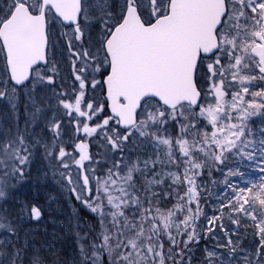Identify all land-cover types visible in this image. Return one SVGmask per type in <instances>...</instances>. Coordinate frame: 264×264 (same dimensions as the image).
Masks as SVG:
<instances>
[{
	"label": "snow or ice",
	"instance_id": "obj_1",
	"mask_svg": "<svg viewBox=\"0 0 264 264\" xmlns=\"http://www.w3.org/2000/svg\"><path fill=\"white\" fill-rule=\"evenodd\" d=\"M0 101V264H264V0H2ZM30 181L90 213L70 260Z\"/></svg>",
	"mask_w": 264,
	"mask_h": 264
},
{
	"label": "rangeland",
	"instance_id": "obj_2",
	"mask_svg": "<svg viewBox=\"0 0 264 264\" xmlns=\"http://www.w3.org/2000/svg\"><path fill=\"white\" fill-rule=\"evenodd\" d=\"M0 6H2V0H0ZM64 67L66 68L67 66L65 65ZM6 109V103L0 101V114ZM255 120L258 124L260 118H255ZM91 150L96 151L95 144L90 146ZM18 197L22 201H28L29 204L35 203L39 205L43 212L42 218L39 221L25 219L22 222L23 228L25 230H32L38 240L46 241L52 236L53 238H62L60 241L66 246V249L63 248L61 250V256L70 260L75 250L74 224L76 213L74 212V206L77 201L70 197L66 191L51 183L39 184L32 181L20 188ZM50 197H54V199H50ZM58 206H62L63 209L60 210ZM71 241L73 244L68 243ZM55 247L57 248V246ZM71 248L73 249L71 250Z\"/></svg>",
	"mask_w": 264,
	"mask_h": 264
},
{
	"label": "trees",
	"instance_id": "obj_3",
	"mask_svg": "<svg viewBox=\"0 0 264 264\" xmlns=\"http://www.w3.org/2000/svg\"><path fill=\"white\" fill-rule=\"evenodd\" d=\"M91 152L95 153L94 150H91ZM216 179H217V181H220V180H222V177L219 176V174H217L216 175ZM205 183H207V185H208V187H209L210 192H211L212 195H211L210 201L208 199H204V200L201 201V204H202V206L205 207V211L209 215H212V213H213V204H215L214 196L216 195V193H217L220 185H219V183H217V184H211L207 180L205 181ZM58 208L60 210L63 209L62 206H58ZM74 212L76 213L75 214V217L76 218L79 217L81 219V221H84L86 218L91 219L90 213H88V211L86 209H84L78 202H75ZM201 223H202V225H206L207 224V221L206 220H203V218H202ZM225 223L228 224L227 221H225ZM240 232L241 233H244V228L243 227L240 229ZM251 232H252V229H249L248 239H251ZM217 235L220 236V237H222L223 236V233L217 232ZM61 239L62 238H59V237L58 238H53V236H52L51 238L49 237L48 240H46V241H54L55 246H57V249L60 251V254H61V250H63V248L66 249V246H64V244L61 243V241H60ZM57 240H59V241L57 242ZM68 243L73 244L72 241L71 242H68ZM206 243L209 244V245H212V244L215 243V241H202L201 242V246H200L201 249H203L204 244H206ZM74 245H75V242H74ZM72 249L73 248H71V250ZM198 255H199V253H198Z\"/></svg>",
	"mask_w": 264,
	"mask_h": 264
},
{
	"label": "flooded vegetation",
	"instance_id": "obj_4",
	"mask_svg": "<svg viewBox=\"0 0 264 264\" xmlns=\"http://www.w3.org/2000/svg\"><path fill=\"white\" fill-rule=\"evenodd\" d=\"M62 75H66V72H63ZM102 118H103V117H101V119H102Z\"/></svg>",
	"mask_w": 264,
	"mask_h": 264
}]
</instances>
